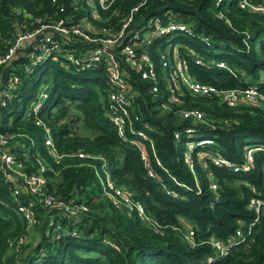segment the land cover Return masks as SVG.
Listing matches in <instances>:
<instances>
[{
    "label": "trees",
    "instance_id": "1",
    "mask_svg": "<svg viewBox=\"0 0 264 264\" xmlns=\"http://www.w3.org/2000/svg\"><path fill=\"white\" fill-rule=\"evenodd\" d=\"M137 1L115 0L99 9L103 18L112 13L100 20L89 16L84 0H0V54L17 28L30 29L67 14H86L95 24L115 22ZM116 8L119 14L113 13ZM155 17L161 23L181 22L190 32L177 29L151 38L147 53L154 64V92L149 90L152 79L121 64L134 91L127 109L130 118L138 119L131 124L145 134L138 138L140 147L130 141L135 136L130 129L119 136L107 116L102 62L77 69L57 51L32 63L36 48L26 41L0 68V84L11 72L19 77L0 106V131L13 134L11 150L19 158L27 155V171L38 163L45 166V191L56 201L86 205L67 216L61 205L37 201L27 225L17 212L27 195L13 198L11 183L0 171V264H264V203L257 210L248 207L252 197L264 201V102L241 97L228 105L215 92L191 93L171 78L172 63L162 67L158 54L183 57L185 73L200 83L216 89L255 87L264 96V12L240 8L237 0H145L132 24ZM170 34L180 45L164 50L163 40ZM66 47L74 45L63 44L60 50ZM28 65L31 70L25 69ZM42 83L48 96L36 124L27 107ZM191 108L202 116L182 115ZM77 127L91 134H80ZM45 128L54 155L44 145ZM246 149L251 160L242 168ZM80 151L86 155L78 156ZM210 155L230 165L215 164ZM105 173L141 205L144 216L111 202ZM18 236L24 241L16 244ZM228 237L232 243L226 253L217 255L210 239Z\"/></svg>",
    "mask_w": 264,
    "mask_h": 264
},
{
    "label": "built area",
    "instance_id": "2",
    "mask_svg": "<svg viewBox=\"0 0 264 264\" xmlns=\"http://www.w3.org/2000/svg\"><path fill=\"white\" fill-rule=\"evenodd\" d=\"M114 1L115 0H94V6L91 7L90 10L88 9L87 13L93 18L108 20V18L112 16V13H108V15L103 18L99 14V9H108ZM144 2L145 0H138L128 7L126 11L122 12L115 22H107L106 24H95L86 14L77 17L67 14L58 19H50L39 23L30 29L17 28L7 39L6 47L0 54V68L4 63L15 56L17 48L26 41H33L36 48V52L30 57L32 63L38 62L45 56L57 51H60L61 56L66 62L77 69H86L98 62H102L104 64L106 81L108 84L106 93L107 116L114 125L116 133L119 136L123 137L125 129H130L135 135L130 141L137 147H140L138 138L144 137L145 134L143 129L134 128L131 124L132 119H138L137 115H133L132 118H130L127 109L134 91L132 84L124 77L121 64L135 69L142 78L152 79L149 90L154 92L156 89L154 81V64L147 53V47L151 42V38L161 36L177 29L190 32V29L181 22L168 20L165 23H161L157 17L148 21L146 24H132L134 12ZM237 4L240 8L264 12V0L258 3L252 0H237ZM118 11L119 10L116 8L113 13L119 14ZM78 43H81V46L83 43H88L90 46L88 48H81V46L77 47ZM63 44L74 45V47H70L69 49L66 47L64 51H61L60 46ZM160 44L161 43L157 44L155 48L158 49ZM173 49H176V47H173ZM158 54L160 65L165 67L168 63H172V66H169L171 78L179 84H182L191 93L202 95L215 92L228 105L235 104L241 97L250 101H254L258 98L264 102V96L259 93L255 87L216 89L212 85L200 83L188 76L184 71L186 61L183 57H179L178 54H173L171 60L165 57L163 51H159ZM195 62L200 63L199 58H195ZM218 65H223V63L218 62ZM30 68L31 67L28 65L25 69L31 70ZM164 79L167 84L170 83V77L168 75H164ZM18 81V75L11 72L8 74L7 80L0 84V106H4L6 100L11 97V91L15 88ZM47 96V84L42 83L37 89L35 97L27 107V113H31L33 117H35L36 124H40L41 122L36 118V115ZM173 100L179 101V98L174 96ZM181 112L183 116H192L195 118L202 116V113L196 108L183 109ZM45 132L46 135L43 140L44 145L46 146L47 152L54 155L55 151L47 128H45ZM177 136L178 134L175 132L174 137ZM12 139L13 134L0 131V171L3 179L11 183L12 188L10 194L13 198H17L21 194L27 195V199L19 203L17 207V212L25 220L27 225L31 224L33 221L35 203L37 201H40L43 205H52L55 203L61 205L64 209L63 214L67 216L75 214L76 211L86 209V205L83 202L74 203L69 199L67 203H61L60 201H56L54 196L46 192V181L43 174L45 166L38 163L34 171H27L24 162L27 155L25 154L23 158H19L15 155L11 150L15 145ZM203 141L205 140L200 142ZM76 154L78 156L86 155L81 151ZM244 155L245 162L242 168L248 166L251 160V150L246 149ZM209 157L215 164L221 163L230 165L229 162L218 155H210ZM140 158L146 163L145 154L142 150H140ZM156 163L159 164L157 160ZM147 173L148 175H152L150 170H148ZM104 184L106 186V194L114 205L127 208L133 207L139 213L140 217L144 216L141 205L131 200L127 190L119 186H114L107 173H105ZM211 187L214 188L213 183H211ZM263 203V200L252 197L248 202V207L257 210ZM58 227L59 225L57 224L56 228ZM190 234L191 231L188 230L186 236L188 237ZM235 234L239 235V230H236ZM23 241L24 236H18L16 238V244L22 243ZM231 243L232 239L229 237L224 241L214 238L210 239V245L217 255L225 254Z\"/></svg>",
    "mask_w": 264,
    "mask_h": 264
},
{
    "label": "rangeland",
    "instance_id": "3",
    "mask_svg": "<svg viewBox=\"0 0 264 264\" xmlns=\"http://www.w3.org/2000/svg\"><path fill=\"white\" fill-rule=\"evenodd\" d=\"M85 1V6L90 10L91 7L94 6V0H84ZM170 44L173 45V47H177L180 45L179 41H172V35H167L164 40H163V48L164 50H167ZM76 131L80 134H87L90 135L91 133L87 132L86 130L82 129L81 127H77ZM186 225V229L190 228V225L186 222L184 223ZM31 235V234H30ZM28 241H32V237L29 236Z\"/></svg>",
    "mask_w": 264,
    "mask_h": 264
}]
</instances>
